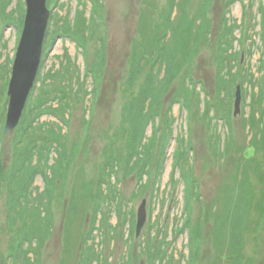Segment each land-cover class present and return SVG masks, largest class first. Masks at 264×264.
<instances>
[{"label": "rangeland", "instance_id": "rangeland-1", "mask_svg": "<svg viewBox=\"0 0 264 264\" xmlns=\"http://www.w3.org/2000/svg\"><path fill=\"white\" fill-rule=\"evenodd\" d=\"M171 1L47 0L51 11L49 46L30 99L37 104L59 92L72 103L66 116L70 117L69 124L56 113L43 115L39 121L58 123L64 133L68 132V154L73 162L68 165L63 160L69 170L66 183L60 182L63 175L58 166L47 168V183L42 175L36 178L34 196L46 187L51 191L50 207L34 218L44 234L28 249L32 264H264V125L257 124L256 117L248 120L258 105L254 93L260 92V85L244 82L245 76L251 79L252 75L262 82L264 74V13L260 11L264 10V0H185L177 25L179 12L175 7L176 27L163 26L167 28V43L152 51L163 57L172 50L177 58V76L166 93L154 99L150 92L142 93L151 63L130 84L131 54L137 43L150 44L158 38L157 25H162L171 12ZM25 16L26 0H0V185L13 166L16 138L20 136L18 127L5 132V126L8 88ZM224 18L236 29L234 48L228 51L232 54L228 59L233 73L230 82L218 77ZM165 74L164 70L156 82L160 83ZM222 84L223 92L219 93ZM238 85L246 93L241 112L235 116ZM141 99L148 114L138 111L146 121L143 132L141 128L136 131L139 137L133 130L138 118L136 101ZM211 104L215 107L209 110ZM53 105L56 107L57 101ZM132 107L136 109L130 115ZM29 111L33 112L32 108ZM215 133L220 143L213 138ZM133 134L142 154L131 159ZM166 138L169 144L162 157ZM181 138L182 144L193 148L178 166L175 151ZM113 145L117 161L113 159L106 174L103 169ZM52 156L50 165L58 158ZM160 167L161 176L157 174ZM181 167L187 171L191 168L199 188L190 219L202 241L193 250L185 229L188 217ZM235 174L240 194L245 196L250 191L252 196L250 204L243 200L240 207H228L247 217L246 228L240 238L234 236L240 221L230 222L227 216L223 229L226 237L219 240L214 235L211 210L217 212L214 203L218 198L222 210L227 209V192L238 183ZM243 180L247 183L241 186ZM6 200V191L0 187V264H13L9 257L11 241L25 220L17 215L15 228L10 227L13 222L7 218ZM143 200L147 220L137 236V213Z\"/></svg>", "mask_w": 264, "mask_h": 264}, {"label": "trees", "instance_id": "trees-1", "mask_svg": "<svg viewBox=\"0 0 264 264\" xmlns=\"http://www.w3.org/2000/svg\"><path fill=\"white\" fill-rule=\"evenodd\" d=\"M184 1L185 0H172L171 3V12L169 13L168 16H166V19L162 23V25H157L158 28V35L156 39H153L150 41V44H145V42H141L140 45L137 43L135 45V50L131 54L132 59H131V76H130V84L134 83L139 76L142 74L143 69L146 67L147 64L151 63L152 69L148 77V81L146 83V87L142 90L143 92H150L152 97L156 99L157 97H160L161 95L165 94L167 91L168 86L170 83L173 81V79L177 76L175 75V60L177 59L176 56L174 55L173 51L171 50V53L168 54V56H156L155 53L152 51V49L155 46H164L167 43V28L171 27L174 28L176 25L179 23V19L181 18L180 14L183 13L184 10ZM234 0H231L230 3H233ZM177 8V11L179 12L178 17L175 19V24L174 19H173V10L174 8ZM229 7V6H228ZM261 12L264 13L263 8L260 9ZM165 17L163 16V19ZM224 23L221 25L220 28V42L218 46V57L220 60V71H219V79H228L227 81L230 80V78L233 76V73H231V68L228 66V59L232 57V54H229L228 51L232 50L234 48V40H236V37L234 35L235 33V28L234 24L232 25L229 20L224 18ZM264 24V20H263ZM167 25L168 27L165 29L163 26ZM50 30V29H48ZM61 30V29H59ZM203 30V29H202ZM263 33H264V25H263ZM50 32L47 31L46 34V40L44 44V52L43 56H46V51L48 50L49 42H48V34ZM201 35H197L196 37L200 39ZM204 36V35H202ZM235 38V39H234ZM197 40V39H196ZM262 45L264 48V36L262 39ZM172 49V46H170ZM250 52V51H249ZM149 53V54H148ZM234 58V55H233ZM262 60L264 62V50L262 54ZM95 66V65H94ZM42 65L38 74V78H40V73H41ZM95 70V69H94ZM166 71V74L161 78L160 83L156 82L157 77L162 73L163 71ZM92 73L93 69L91 70ZM231 76V77H230ZM228 77V78H227ZM249 76L244 77V82L249 81L251 86H256L259 84L260 86V92H255L254 93V99L256 101L257 107H255L254 115H251V118L248 120H255L256 117V122L257 124H263L264 125V74L262 75V82H258L257 79L254 77V75L251 76V79L248 78ZM235 79V78H234ZM234 79H232L234 81ZM230 82V81H229ZM221 88H219V93L223 92V84L221 85ZM242 89V88H241ZM81 91H77L76 93H80ZM246 93L245 89H242V96ZM32 94V93H31ZM48 96V95H47ZM143 96V95H142ZM39 95L37 96V98ZM31 98V95H30ZM29 98L25 111L23 113L21 122L18 126V135L19 137L16 138V144H15V153H14V162L13 166L10 170V172H7L6 175L4 176L3 180L1 181L0 187L2 190L4 189L7 194V200H6V205H7V218L10 222H13L10 224L11 228H15V224L17 222V215H19L21 218H24L25 220V225L22 229L16 232V235H14V238L11 241V248L9 251V257L12 260L13 259V264H32L30 258H28V249L30 245L35 242H38L39 240L41 241L43 238L44 231L41 232L39 231V227L41 226L37 224L38 222L35 221L36 215L43 214L45 212L44 210H48L50 207V191L48 187H46L42 192H39V194L34 196L33 194V189H34V184L36 181V178L38 175H42L45 179V182L49 181L48 173H47V168L51 166V169L54 166H58L59 169L62 167V179L60 182L66 183L68 179V169L66 165H64L63 160L66 159V164L72 165L73 162V157L69 156L68 154V132L64 133L60 125L57 124H52L50 125L49 123L47 124L46 122H41L40 123V118L43 115L50 114V113H56V115H60L62 119L69 124L70 123V117H66L69 112H71L72 103L67 101L65 99V96H62V93H56V95L51 99L50 97H44L42 101L34 103L33 99L31 100ZM143 98H145L143 96ZM186 99V98H185ZM144 100V99H143ZM54 101H57V106L55 107ZM142 99L140 101H136V104L138 106L137 108V116L138 118L135 119L136 123L134 126V134L139 136L138 128H141V132H143L142 126H145L146 121L145 118L140 115L138 111H143V115H147L144 111L147 110V105H142ZM254 103V102H253ZM32 106V107H31ZM209 110L214 109V104L209 105ZM33 110L29 111V109ZM136 108L132 107L130 109V115H133V112ZM30 112V113H29ZM59 117V116H58ZM215 116L212 117L214 119ZM254 118V119H253ZM221 119L223 117L221 116ZM229 121V120H228ZM145 129V128H144ZM169 129H171V132L173 131V128L169 126ZM264 130V129H263ZM264 133V132H263ZM43 134V137H40V135ZM132 135V138L130 140L129 144V155L130 158L133 159L134 157H138L141 155V151L138 150V146L140 144L138 137L135 135ZM264 135V134H263ZM38 136V137H34ZM171 137L172 135H168ZM140 137V136H139ZM213 138H216L219 141L221 138L219 135L216 133L213 134ZM179 139V137H178ZM182 139V138H181ZM180 139V146L178 145L177 150L175 151V159L176 163L178 166L182 165V158L185 154L188 155L189 151L192 150L193 146L192 145H185L182 144L184 142V139ZM255 143L257 141V137L253 138ZM179 141V140H178ZM169 144L168 139L166 138V142L163 143L162 145V151L160 152L161 156H165L166 151H167V146ZM257 144V143H256ZM254 144V145H256ZM115 145V144H114ZM114 145L110 147V159L109 163L105 165V173H108V169L110 167V164L114 162V158L117 161ZM228 145V144H227ZM253 145V146H254ZM218 146V145H217ZM52 154L58 155L57 161L54 164H49L50 161L53 159ZM68 157V158H67ZM139 161V159H138ZM163 162V161H162ZM161 165H163V163ZM58 164V165H56ZM145 167V165L143 166ZM66 168V169H65ZM161 168H158L157 174L161 176ZM142 172V176L145 173L144 168ZM181 178L184 182V189H185V211L187 214V226H185V229L188 230L189 238H190V247L194 248V246L198 245L202 241V237L198 230L195 227H192L191 225V219H190V213H191V204L195 196L199 195L198 193V184L195 180L194 175L192 174L191 168L187 171L186 168L181 167ZM234 176L235 181L238 182L235 184L236 188L228 190L227 192V199L228 203L227 209H223L220 206V198L219 201H216L214 203V206L217 207L216 211L214 212L211 210V216L214 218L215 222V230H214V235L217 237V239L221 240V238H225L226 236L224 235V221L227 216L228 220L230 222H233L238 220L240 221V227L238 230H233L234 231V236L240 238V235L245 231L246 228V223H247V217L245 218L242 216V213L239 214V211L237 213H233L230 211V208L228 205H233L231 208L233 209L235 206L240 207L241 201L244 200V203L250 204L251 196L252 193L248 191L245 196L240 194V183L238 180L237 174ZM57 176L61 177L60 171H57ZM247 183V181L243 180V183L241 186ZM65 186V185H64ZM234 187V186H233ZM62 188L61 191H63ZM195 194V195H194ZM233 194V195H232ZM233 197H236L235 200H232ZM34 206V207H33ZM98 211V210H97ZM96 211V212H97ZM222 211V212H221ZM24 212L29 213L27 217H24ZM224 212V214H223ZM228 214V215H227ZM246 215V213H244ZM238 216L239 219L236 217ZM224 218V219H223ZM227 220V221H228ZM184 229V230H185ZM41 232V233H40ZM223 243L224 240H222ZM28 244L26 249H24L25 245ZM149 253L151 256L153 255L152 253V245H149ZM233 248V247H232ZM231 248V249H232ZM221 250V246L219 248ZM228 248L227 250H231ZM233 251H236L232 249ZM237 250H239V247H237ZM161 252L164 254V250H161ZM232 253V252H230ZM37 255V254H36ZM232 257V256H231ZM152 258V257H151ZM161 259V258H160ZM154 264V263H152ZM191 264V263H190Z\"/></svg>", "mask_w": 264, "mask_h": 264}, {"label": "water", "instance_id": "water-1", "mask_svg": "<svg viewBox=\"0 0 264 264\" xmlns=\"http://www.w3.org/2000/svg\"><path fill=\"white\" fill-rule=\"evenodd\" d=\"M51 11L47 0H26V16L15 55L9 83L10 97L5 132L16 129L22 119L30 95L34 89L42 62L44 42ZM242 89L238 85L235 94L234 115L241 112ZM147 220L146 200L137 213L136 234L140 235Z\"/></svg>", "mask_w": 264, "mask_h": 264}, {"label": "bare ground", "instance_id": "bare-ground-1", "mask_svg": "<svg viewBox=\"0 0 264 264\" xmlns=\"http://www.w3.org/2000/svg\"><path fill=\"white\" fill-rule=\"evenodd\" d=\"M46 40V39H45ZM45 43V42H44ZM40 71V70H39ZM39 74V73H38ZM38 77V76H37ZM37 80V79H36ZM36 84V83H35ZM34 88H35V86H34Z\"/></svg>", "mask_w": 264, "mask_h": 264}]
</instances>
